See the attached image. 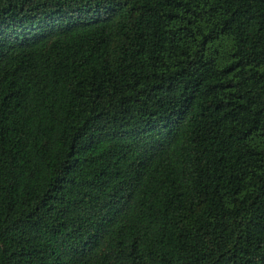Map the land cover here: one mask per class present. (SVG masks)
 Here are the masks:
<instances>
[{
  "label": "trees",
  "instance_id": "1",
  "mask_svg": "<svg viewBox=\"0 0 264 264\" xmlns=\"http://www.w3.org/2000/svg\"><path fill=\"white\" fill-rule=\"evenodd\" d=\"M0 264H264V0H0Z\"/></svg>",
  "mask_w": 264,
  "mask_h": 264
}]
</instances>
